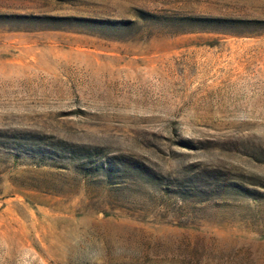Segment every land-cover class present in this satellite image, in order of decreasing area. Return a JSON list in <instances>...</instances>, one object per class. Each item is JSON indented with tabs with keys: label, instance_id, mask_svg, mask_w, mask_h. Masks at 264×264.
<instances>
[{
	"label": "rangeland",
	"instance_id": "1",
	"mask_svg": "<svg viewBox=\"0 0 264 264\" xmlns=\"http://www.w3.org/2000/svg\"><path fill=\"white\" fill-rule=\"evenodd\" d=\"M0 264H264V0H0Z\"/></svg>",
	"mask_w": 264,
	"mask_h": 264
},
{
	"label": "trees",
	"instance_id": "2",
	"mask_svg": "<svg viewBox=\"0 0 264 264\" xmlns=\"http://www.w3.org/2000/svg\"><path fill=\"white\" fill-rule=\"evenodd\" d=\"M210 21H215V20H218V19H209Z\"/></svg>",
	"mask_w": 264,
	"mask_h": 264
}]
</instances>
